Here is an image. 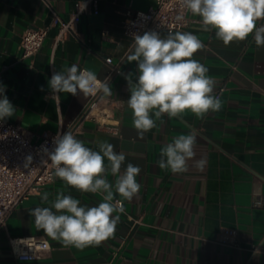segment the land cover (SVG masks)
Here are the masks:
<instances>
[{
    "label": "crops",
    "instance_id": "crops-1",
    "mask_svg": "<svg viewBox=\"0 0 264 264\" xmlns=\"http://www.w3.org/2000/svg\"><path fill=\"white\" fill-rule=\"evenodd\" d=\"M76 1L0 0V86L16 109L6 120L26 129L34 141L46 132L65 131L89 95L52 94L48 81L53 72L76 64L101 80L110 78L111 94L104 95L115 101L118 132L86 120L74 137L95 151L102 141L113 144L114 151L125 155L121 172L128 163L140 167L136 179L141 188L131 201L116 194L124 212L113 213L120 219L111 238L78 249L37 228L30 210L51 207L59 193L88 207L98 206L103 195L81 192L56 177L8 215L0 228V264H264V46L256 45L254 34L225 45L214 29L205 31L201 18L190 13L189 25L172 34L190 32L202 41L193 58L208 69L222 107L202 118L185 112L157 119L153 113L156 127L141 137L127 104L125 75L132 73L136 81L138 72L136 62L127 60L134 48L122 21L126 7L146 10L155 0H103L100 12L83 15L62 43L55 45L57 30L52 27L40 50L22 57L24 29L34 22L49 23L51 7L67 17ZM261 25L264 19L257 21ZM107 57L116 67L114 74ZM189 133L196 135V155L188 161V171L174 174L159 168L162 148ZM201 158L205 165L198 169L195 161ZM106 179L114 185L117 177L108 172ZM45 192L47 201L41 198ZM222 227L238 229L236 244L217 240ZM8 235H41L51 247L38 259L20 260L10 251Z\"/></svg>",
    "mask_w": 264,
    "mask_h": 264
},
{
    "label": "clouds",
    "instance_id": "clouds-1",
    "mask_svg": "<svg viewBox=\"0 0 264 264\" xmlns=\"http://www.w3.org/2000/svg\"><path fill=\"white\" fill-rule=\"evenodd\" d=\"M181 4L201 18L205 31L214 29L225 45L254 34L256 45L264 46V25L257 27V21L264 19V0H181ZM132 39L134 51L127 60L136 62L138 78L133 81L132 73L125 75L130 92L127 104L132 110L133 126L141 137L156 127L153 113L157 119L163 114L174 118L185 112L202 118L209 111L220 110L222 102L213 95L215 82L207 75L208 69L193 58L203 47L196 35L176 32L162 38L156 31H146L133 34ZM48 86L52 94L74 96H88L101 90L110 95L112 91L109 78L100 81L94 72L76 64L53 72ZM4 93L5 88L0 86V120L12 117L16 111ZM53 144L51 151L44 148V152L55 176L81 192L101 193L103 202L93 207L82 206L79 199L59 193L51 207H36L30 214L37 228L65 246L83 249L99 245L115 233L120 217L113 213L124 212L123 201L116 200V194L131 201L139 193L141 185L136 177L141 169L128 163L121 172L125 155L114 151V145L107 141L100 142L99 151H95L66 131L57 134ZM195 146L194 133L175 137L162 148L158 167L174 174L187 172L188 161L196 155ZM26 161L31 162V157ZM204 165L203 158L195 161L198 169ZM108 172L117 177L114 185L106 179ZM48 196L45 192L41 198L47 201Z\"/></svg>",
    "mask_w": 264,
    "mask_h": 264
},
{
    "label": "built area",
    "instance_id": "built-area-1",
    "mask_svg": "<svg viewBox=\"0 0 264 264\" xmlns=\"http://www.w3.org/2000/svg\"><path fill=\"white\" fill-rule=\"evenodd\" d=\"M102 2L103 0H77L74 9L67 17L51 7L49 23L34 22L24 29L20 41L22 57L28 58L36 54L52 27L57 30L55 45L62 43L68 33L75 31L83 15L100 12ZM190 13L182 7L181 0H155V4L146 10L128 6L122 21L123 31L131 39L132 47L133 34L142 35L146 31L172 33L184 29L190 23ZM105 61L112 66L114 74L116 67L112 58L107 57ZM224 88L222 87L221 90ZM115 106L114 99L106 97L102 90L89 94L88 103L67 130L43 133L35 141L19 124L6 119L0 120V228L5 225L8 215L20 203L56 179L54 168L44 152V148L49 151L53 149V138L66 131L74 136L86 120L94 121L108 131L117 133ZM27 157H31V162L26 161ZM238 237L237 228L222 227L218 232L217 240L236 244ZM8 242L11 253L20 260L38 259L51 247L50 241L41 235H8Z\"/></svg>",
    "mask_w": 264,
    "mask_h": 264
}]
</instances>
